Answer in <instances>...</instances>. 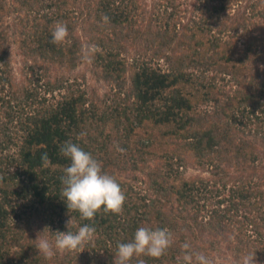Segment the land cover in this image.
Returning a JSON list of instances; mask_svg holds the SVG:
<instances>
[{"label":"trees","instance_id":"trees-1","mask_svg":"<svg viewBox=\"0 0 264 264\" xmlns=\"http://www.w3.org/2000/svg\"><path fill=\"white\" fill-rule=\"evenodd\" d=\"M235 1L200 0L177 28L180 0H0V264H59L37 252L32 228L57 236L84 224L94 236L63 253L68 264H113L118 244L141 226L166 229L172 244L158 259L130 264H183L185 228L205 231L209 248L221 237L237 257L255 253L264 264V176L247 173L257 155L246 139L264 143V0L249 5L252 28L242 25L238 48L230 33L211 28ZM58 22L69 30L59 45L51 43ZM86 43L107 85L101 95L72 74ZM13 49L23 59L19 78L11 76ZM256 62L262 72L250 71ZM140 131L150 134L133 142ZM69 140L119 182L120 214L101 209L88 221L69 213L60 198L70 163L60 147ZM161 144L162 156L153 148ZM184 161L209 177H185ZM127 169L125 182L117 173Z\"/></svg>","mask_w":264,"mask_h":264},{"label":"clouds","instance_id":"clouds-1","mask_svg":"<svg viewBox=\"0 0 264 264\" xmlns=\"http://www.w3.org/2000/svg\"><path fill=\"white\" fill-rule=\"evenodd\" d=\"M102 20L107 23L109 17L105 15ZM51 35V43L62 44L69 35L68 26L58 22ZM95 51L93 47L82 49V58L90 60ZM84 135L86 134L80 133V136ZM117 150L124 151L118 145ZM60 155L70 161L69 166L63 170L64 175L60 178L63 185L60 198L66 204L69 213L77 212L81 220L91 221L101 209L105 213L120 214L122 212L126 200L125 193L114 176L104 172L102 164L93 158L90 152L69 140L61 145ZM41 160L45 166L49 163L47 153L42 154ZM69 224L70 220L66 224L67 228ZM94 233V227L84 224L76 232H59L54 242L39 239L35 248L46 260H50L57 252L83 249L84 244L93 238ZM171 244V235L166 229L138 227L129 242L118 244L113 264H130L134 257L141 256L158 259L165 254ZM182 251L183 264H213L205 254L192 252L188 243L182 245ZM138 264H144V261L139 260ZM239 264H256L255 253L243 256Z\"/></svg>","mask_w":264,"mask_h":264},{"label":"rangeland","instance_id":"rangeland-1","mask_svg":"<svg viewBox=\"0 0 264 264\" xmlns=\"http://www.w3.org/2000/svg\"><path fill=\"white\" fill-rule=\"evenodd\" d=\"M9 1V3L11 4V0H7ZM152 0H146L147 5H145L146 7L149 6V4L151 3ZM182 2V4L179 6L180 9V19L181 22L177 23V28H179V24L184 25L185 23L189 22L190 19L194 18V16L197 15V10L193 8V5L198 6L200 4V0H180ZM255 0H238L235 1L232 4L231 9H227L226 12H228V15H225L223 17H221L220 23H223V25H219V28L216 24H212L211 28H216L214 29V31L218 32L219 30H222V33H220V35H223L225 33H230L232 37V41L236 40V47H240L241 43L243 42L242 39V35H241V30L242 29V25L246 24L247 28H252V24L249 22L250 20H248V17L251 16L252 12H251V8L249 7L250 4H252ZM185 11V12H184ZM6 15L3 18V21L5 22H9L8 20L11 18V16L14 14V12L9 8V9H5ZM243 20H245V23L243 22ZM215 25V27H213ZM76 33L80 34V38L83 39L84 41H86L85 39V35L81 33V31L76 30ZM86 47H92V45L90 44H85ZM94 48V47H93ZM132 54V53H130ZM148 54V53H147ZM147 54L144 56V59L146 58ZM13 73L11 74L12 77L15 78H19L21 75V71L20 69L22 68L21 66L23 65V59L22 57L15 51V49H13ZM130 60V57H129ZM158 62H160V64L164 65V61H162V59H160ZM259 69L260 72H262V67H261V62H256L255 65L249 67L250 71H255V69ZM78 71V72H77ZM72 74L79 76L80 80H83V82H81L82 85H85L87 88H92L97 90V92L101 95L106 93L107 90V85L105 82H103L101 80L100 77V70H95L92 68L91 64H90V60H83V62L81 64H79L77 66L76 70H73ZM18 81H21V79H18ZM205 104L200 105V108H204ZM140 135L138 134H134V139L133 142H136L138 140V138L140 137H146L148 136L150 133H144L143 131L139 132ZM154 138L157 140V136H154ZM246 139H248V142L251 144V146H253V150L256 152L257 155V161L256 162H251L252 165L255 166V169L253 168H248L247 169V173L249 175L252 176V178L256 179L257 176H260L261 174L264 176V143L259 139V137L253 138L250 136H247ZM134 145V143H133ZM161 156L164 153L165 154V146L164 145H160L159 147L155 148L153 147ZM133 147L131 152L129 153V155L133 156L134 151H133ZM154 152V154L156 155L157 152ZM153 154V156H154ZM137 160H146V155L143 157H140L139 155H136L135 157ZM149 163L154 164L153 161L151 160H147ZM190 164V165H189ZM257 165V166H256ZM183 173L185 177H191L194 175H199L202 176L204 178H208L209 174L207 172V170H200L199 168L195 167V164L190 163L189 161H184L183 162ZM128 170V169H127ZM257 170V171H256ZM231 170H229L230 172ZM134 174H137L136 171H133ZM128 174H131V170L128 171H120L117 173V177L123 181H128L130 180L128 177ZM138 174H141V172H138ZM232 176V175H231ZM151 189L148 188L147 194H151ZM155 196V195H154ZM153 196V197H154ZM55 232H53V234H51V230H43V228H37V227H33L32 228V235L31 238L33 240V244L36 245L39 242V239H48L50 242H54L56 236L54 235ZM180 234H181V230L178 233V239H177V244H179L180 242ZM182 234L186 235L187 238H185L186 243L190 244L191 246V251L193 252L194 250H197L196 252H200L205 254L207 257H209L213 264H239L240 260L242 259V257H237L236 254L233 251H228L227 249V243L226 241L223 242L222 239L223 238H219V242H217V244L213 247V248H209L206 244V233L204 232H200L197 228L195 236H193L192 233H190L189 229H183L182 230ZM221 240V241H220ZM198 245H199V249H198ZM55 258V259H54ZM53 260L60 262L62 264H68L67 263V258L65 257V259L63 258V253L57 252L56 255L52 258ZM59 263V264H60ZM73 264V263H70ZM256 264H259L256 261Z\"/></svg>","mask_w":264,"mask_h":264}]
</instances>
